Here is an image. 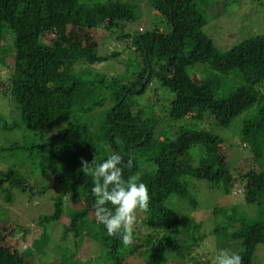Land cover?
<instances>
[{
    "label": "trees",
    "instance_id": "trees-1",
    "mask_svg": "<svg viewBox=\"0 0 264 264\" xmlns=\"http://www.w3.org/2000/svg\"><path fill=\"white\" fill-rule=\"evenodd\" d=\"M202 1L149 0L148 9L160 22L133 35L124 26L141 17L135 2L0 0V63L6 70L0 92L17 103L21 114L14 121L0 118V129L25 131L20 139L0 146L4 156L17 160V167L0 170V199L12 205L16 190L53 192V211L36 223L69 219L63 238L88 234L113 264H125L136 255L145 264H216L211 251L192 255L203 239L202 223L177 211L171 199L196 209L210 204L202 197L206 188L231 194L236 184H243L245 203L209 207L213 217L226 213L224 223L213 229L215 245L241 255L243 264H260L255 253L264 243V33H249L221 49L205 29L210 20L200 9ZM118 27L122 30L115 31ZM83 29L96 35L113 31L117 42H133L135 49H125L134 50L139 63L132 79L97 71L95 64L121 51L105 55L99 42L85 45ZM154 81L173 93L165 116L145 115L134 97ZM202 119L206 127L174 126L179 120ZM209 124L236 130L233 141ZM54 125L60 130L41 142L29 135ZM230 148L235 149L232 156ZM239 148L247 149L250 157L237 155ZM40 154L44 184L38 185L24 171L30 169L26 157L35 160ZM112 154H120L123 164L132 161L131 168L121 165L124 180L139 175L151 197L131 245L109 236L103 224L88 217L95 212L96 197L93 177L81 170V158H95V167ZM71 203L82 206L76 209ZM9 220L0 214V224ZM0 264H29L17 248L4 243L1 228Z\"/></svg>",
    "mask_w": 264,
    "mask_h": 264
},
{
    "label": "rangeland",
    "instance_id": "rangeland-1",
    "mask_svg": "<svg viewBox=\"0 0 264 264\" xmlns=\"http://www.w3.org/2000/svg\"><path fill=\"white\" fill-rule=\"evenodd\" d=\"M124 1L138 3V6L141 8L140 19L134 22H128L127 25L124 26L125 29L130 31L133 35L138 34L140 29H144V31L150 29L160 20L156 17L154 10L148 9L150 8L148 3L149 0ZM209 2L211 3L209 4ZM202 3L200 9L204 11V14L210 20L205 29L221 49L230 48L235 43L246 38L249 33H264V0H203ZM219 12H221V16L215 18ZM118 30L121 31L122 27H118L115 31ZM81 32L85 45H92L94 41L99 42L101 54L107 55L115 51H121L119 56H111L110 59L95 64L97 71L104 72L110 77L124 75L127 76V78H131L133 72L139 69L135 51L129 48L125 50L127 47L134 48L132 41L117 42L113 39V31L109 33L99 30L100 36L96 35L94 31L88 32L87 29H83ZM9 44L10 43H7L6 46L8 47ZM5 77V67L0 63V78L4 79ZM129 87L134 88L132 84H129ZM136 89L140 90L141 88ZM2 90L3 88H1V91ZM104 94L107 95V93ZM134 97L138 101V109L143 110V112L145 111V115H150V113L153 112L157 116H165L173 98V93L166 87L161 86L159 82L154 81L144 93H136ZM17 110V103L9 97V95L0 92V118H4L8 121L19 120L21 114ZM97 111L98 109L96 112ZM0 124H2L1 120ZM185 124L189 126L206 127L208 122H206L205 119L191 121L189 123L185 120L174 122V126L176 125V127ZM59 127L60 125L50 126L43 132H32L31 134L29 133V135L36 141L41 142L48 136L55 134L56 132L53 133V129H59ZM208 127L233 141L236 130H231L230 128L221 129L210 124ZM23 134H25V131L22 127H18L14 130L0 129V146L20 139ZM227 150L229 151V156L234 155L235 149L230 148ZM236 151L237 155L243 158L250 157L251 155V153L244 148H239ZM41 156L40 154L35 160H30L32 157H26V168L30 169L24 171L27 178L38 185L40 183L44 184V177L39 168ZM14 160L15 159L9 156L8 153H5L4 156L0 152V170H6L7 167L10 166L17 167V160ZM33 166H37L38 168L36 167L33 171L31 169ZM206 190L209 194L205 193V196L202 195V197L206 200H210V204L208 205H206L207 203H203L200 204L198 208L192 209L178 198L171 199L173 201L170 203L177 211H180L184 215H188L187 217L189 219L195 218L198 222L202 223L201 233L203 239L199 242L200 245L197 248L198 250H193L192 255L196 256L197 251L201 255H206L208 251H211V254L217 258L220 252V245H215L213 229L217 225L224 223L226 213L220 212L213 217L209 207L213 204L228 205L238 202L245 203V186L243 184H236L231 194H223L217 189L206 188ZM15 195L16 201L12 205H8L0 199V214L3 215L4 220L10 219L9 221H3V223L0 224V228L4 235V243L8 246L17 248L20 253L26 256L29 264H41V260L44 262L43 264H113L109 254L105 252V249L102 248L96 240L89 237L88 234L82 232L79 238H77L71 233L63 238V225L68 224L69 219L53 221L45 225L41 224V226L36 223L35 219L53 211V202H51L53 192H48V194L44 195L39 193L31 195L30 191H28V193H23L16 190ZM71 205L75 206L76 209L82 206V204L77 203H71ZM246 208V205H242L243 210ZM248 210L250 211L249 208ZM142 215V213L139 214L138 220L142 218ZM88 217L90 220H96L93 213H90ZM18 225H24L28 230H23ZM255 255L257 257V262L264 264V243L258 245ZM205 258L206 256H203L204 261ZM170 263H172V261ZM125 264L145 263L141 256L136 255L127 257Z\"/></svg>",
    "mask_w": 264,
    "mask_h": 264
},
{
    "label": "clouds",
    "instance_id": "clouds-1",
    "mask_svg": "<svg viewBox=\"0 0 264 264\" xmlns=\"http://www.w3.org/2000/svg\"><path fill=\"white\" fill-rule=\"evenodd\" d=\"M59 130L53 129V133ZM93 165L95 158L91 162L81 158V170L84 174L91 175L94 181L92 193L96 197L95 217L106 227L109 236H119L124 245H131L134 243L139 214L149 210V188L145 183L139 182V175H131L124 180L123 167L131 168L132 161L128 160L127 164H123L120 154H112L99 165ZM109 203L112 208L106 207ZM216 264H243V260L238 253L222 249L216 258Z\"/></svg>",
    "mask_w": 264,
    "mask_h": 264
}]
</instances>
